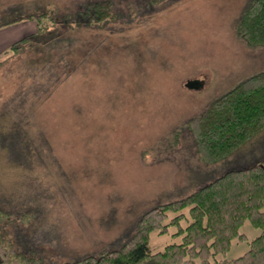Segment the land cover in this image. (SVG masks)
Here are the masks:
<instances>
[{
  "label": "rangeland",
  "instance_id": "1",
  "mask_svg": "<svg viewBox=\"0 0 264 264\" xmlns=\"http://www.w3.org/2000/svg\"><path fill=\"white\" fill-rule=\"evenodd\" d=\"M73 1L0 0V24L51 15L40 19L48 31L32 47L0 64V206L34 213L1 219L0 228L43 258L36 264L119 247L153 206L264 158L263 129L226 158L202 163L183 126L264 69V45L236 31L249 0H116L120 13L101 27L63 20ZM29 21L34 30H18L0 46V60L37 32ZM176 231L151 230L150 251L182 242ZM239 231L247 239L233 237L226 257L243 253L260 228L246 219Z\"/></svg>",
  "mask_w": 264,
  "mask_h": 264
},
{
  "label": "trees",
  "instance_id": "2",
  "mask_svg": "<svg viewBox=\"0 0 264 264\" xmlns=\"http://www.w3.org/2000/svg\"><path fill=\"white\" fill-rule=\"evenodd\" d=\"M116 2L74 0L67 5L62 19L101 27L117 18L120 12ZM48 13L41 10L1 22L3 27L29 19L35 21L38 29L12 42L9 54L0 64L32 47L37 36L48 31L40 25L42 17H51ZM52 21L56 22L57 17H52ZM236 31L248 44L264 45V0H249L236 22ZM183 126L191 134L195 154L202 163H214L238 151L264 129V69L245 76L214 97ZM181 131L174 134L172 146H176ZM24 134L25 131L21 135ZM17 213L0 206V220L14 221L29 213L34 215L33 211ZM246 219L260 228L259 233L248 240L243 253L226 257L233 237L238 241L247 239L239 231ZM168 225L177 227L175 234L181 235L183 241L169 243L161 251H150L149 232H163ZM137 227L136 233L119 247L103 248L100 253L70 258L62 264H198L196 258L200 264H212L214 259V264H264V158L226 169L180 198L153 206L139 218ZM216 254L222 256L213 258ZM42 260L18 249L10 233L0 228V264H36Z\"/></svg>",
  "mask_w": 264,
  "mask_h": 264
},
{
  "label": "crops",
  "instance_id": "3",
  "mask_svg": "<svg viewBox=\"0 0 264 264\" xmlns=\"http://www.w3.org/2000/svg\"><path fill=\"white\" fill-rule=\"evenodd\" d=\"M27 22H29L30 25H28ZM27 26L30 27L31 29L35 28L33 21H29V20L24 21L23 23H20V24L16 22V23H13L10 25L0 27V46H3V45L6 46L8 43H10V41H11L10 39L12 37H14V38L16 37L18 30L23 31V29L26 28ZM20 33L21 32H19V34ZM5 35H7V36H5Z\"/></svg>",
  "mask_w": 264,
  "mask_h": 264
}]
</instances>
